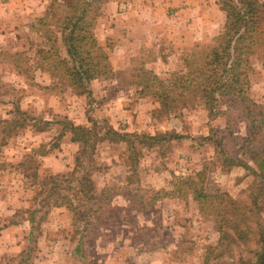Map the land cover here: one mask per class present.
Instances as JSON below:
<instances>
[{
	"label": "rangeland",
	"instance_id": "374dc122",
	"mask_svg": "<svg viewBox=\"0 0 264 264\" xmlns=\"http://www.w3.org/2000/svg\"><path fill=\"white\" fill-rule=\"evenodd\" d=\"M54 1L0 0V243L21 245L0 251V264H144L154 255L155 264H257L264 176L251 156H264V134L245 140L238 110L212 115L198 96L161 113L155 89L141 93L138 83L144 72L168 80L186 71L187 56L215 43L226 20L219 0L104 2L94 33L110 71L89 83L91 95L59 76L54 52L45 58L51 42L36 23ZM257 50L249 95L264 107V45ZM12 120L19 127L8 134ZM66 122L91 129L90 145L72 141ZM181 175L226 195L161 193ZM10 227L21 230L16 242Z\"/></svg>",
	"mask_w": 264,
	"mask_h": 264
},
{
	"label": "trees",
	"instance_id": "16d2710c",
	"mask_svg": "<svg viewBox=\"0 0 264 264\" xmlns=\"http://www.w3.org/2000/svg\"><path fill=\"white\" fill-rule=\"evenodd\" d=\"M106 1H54L36 23L45 31L47 41L51 42V50L45 51L48 54L45 58L54 52V69L81 94L86 92L91 95L89 83L110 71L109 52L99 43L94 33L95 21L101 15L102 5ZM219 4L226 13V20L215 43L187 56L184 59L186 71L173 72L168 80L161 79L152 72H144L138 82L141 85L140 92L155 89L153 93L156 101L161 104V113L166 114L175 111L189 95L202 98L212 115H227L238 110L241 118L249 122L245 140L261 141L260 135L264 134V107L249 95V91L252 86L250 75L254 72L252 59L258 52L257 49L264 45V0H219ZM54 30L57 31L56 34ZM222 105H226L228 110L223 109ZM17 110L24 117L23 120L30 118L20 108ZM31 119L37 125L38 119ZM10 122L4 131L8 134L19 127L16 120ZM44 123L49 124V121ZM66 128L71 131L72 141L82 143L83 147L90 145L91 129L67 122L64 124V129ZM41 130L45 128L42 127ZM112 133L121 139L130 136L115 130ZM166 137L151 136V139L161 141L167 139ZM170 138L179 139L183 135L173 134ZM133 151L136 153V148ZM35 153L45 155L49 150H38ZM79 159L80 156H77V161ZM251 159L257 165V171L264 176V156L254 153ZM239 165L245 166L243 163ZM132 172L135 170L132 169ZM201 175V172L197 173V176ZM175 179L172 189L161 193L175 197L182 196L189 190L200 201L226 195L220 192L211 193L205 184H200L196 175H181ZM82 181L88 187V200L95 199L96 194L90 186L93 185L90 175L85 174ZM30 221L34 222V219L31 217ZM22 251L21 253L24 252ZM21 256L24 257V254ZM259 258L257 264H264V248Z\"/></svg>",
	"mask_w": 264,
	"mask_h": 264
},
{
	"label": "crops",
	"instance_id": "0c3cea01",
	"mask_svg": "<svg viewBox=\"0 0 264 264\" xmlns=\"http://www.w3.org/2000/svg\"><path fill=\"white\" fill-rule=\"evenodd\" d=\"M110 3V2H109ZM108 3V4H109ZM107 4V5H108ZM166 4H169V1H167V0H155V5H153V8L154 9H156V8H160V7H164V5H166ZM111 6V5H110ZM46 9V8H45ZM118 196H121V195H117V197ZM17 229H19V228H17ZM8 232L9 233H7V234H9L10 235V238L11 239H13L12 241L14 242H16V240H17V238H18V236H19V234L21 233V230L19 231V230H14V227H10L9 228V230H8ZM16 232H17V234H16ZM12 245V244H11ZM11 245H9V247L8 248H6L5 247V244L3 245V244H1L0 243V251H12V250H17V249H21V245L20 244H14L13 245V247L11 246ZM11 246V247H10ZM23 250V249H22ZM18 251V250H17ZM144 264H155V255L152 257V258H150L149 259V261H147V262H145Z\"/></svg>",
	"mask_w": 264,
	"mask_h": 264
}]
</instances>
